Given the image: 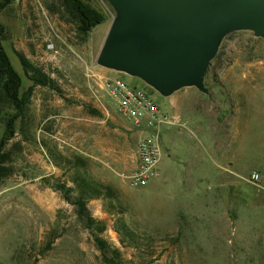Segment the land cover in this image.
<instances>
[{
    "label": "rangeland",
    "instance_id": "rangeland-1",
    "mask_svg": "<svg viewBox=\"0 0 264 264\" xmlns=\"http://www.w3.org/2000/svg\"><path fill=\"white\" fill-rule=\"evenodd\" d=\"M85 1L106 14L87 37L60 0H13L0 8L2 44L21 76L20 91L32 82L15 51L58 87H33L3 148L0 264H264V190L244 179L264 156V40L232 33L208 69L207 94L187 87L163 97L96 64L113 10L105 0ZM108 76L146 87L178 120L162 127L158 175L143 187L126 178L138 133L99 89ZM14 111L0 102V137ZM77 157L81 173L113 189L87 203L104 225L98 235L107 258L94 241L96 226L87 228L54 187L74 186L69 167Z\"/></svg>",
    "mask_w": 264,
    "mask_h": 264
},
{
    "label": "water",
    "instance_id": "water-1",
    "mask_svg": "<svg viewBox=\"0 0 264 264\" xmlns=\"http://www.w3.org/2000/svg\"><path fill=\"white\" fill-rule=\"evenodd\" d=\"M113 13L96 64L136 77L163 97L194 87L234 32L264 40V0H105Z\"/></svg>",
    "mask_w": 264,
    "mask_h": 264
},
{
    "label": "trees",
    "instance_id": "trees-1",
    "mask_svg": "<svg viewBox=\"0 0 264 264\" xmlns=\"http://www.w3.org/2000/svg\"><path fill=\"white\" fill-rule=\"evenodd\" d=\"M13 0H1L0 8L9 4ZM61 5L68 16L74 23L78 33L87 37L88 33L97 25L106 20V14L92 6L85 0H60ZM4 38V28L0 24V102L10 103L15 111L5 120V128L0 137V181L8 175L6 161L8 159L7 152L3 148L7 140L14 136L16 130L14 122L16 119L25 116V110L29 102L32 89L35 85L47 86L57 90L55 81L47 75L40 67L34 65L23 52L15 51V54L20 62L24 74L31 80V85L25 91H20L21 76L17 70L11 65L9 56L5 51L2 40ZM216 58V57H215ZM207 75V74H206ZM92 114H99L96 109H89ZM83 161L80 157L73 162L69 167L71 172V182L74 186H69L63 183H57L54 187L62 193L63 198L75 207L76 214L87 228L92 229L96 226L97 233L94 234V241L102 256L107 258L106 243L98 235L104 230V225L97 221L90 213L87 203L90 199L99 197H109L113 195V189L110 185L89 178L81 173ZM57 166H63L56 162ZM114 264H118L114 261ZM122 264V263H119Z\"/></svg>",
    "mask_w": 264,
    "mask_h": 264
},
{
    "label": "built area",
    "instance_id": "built-area-1",
    "mask_svg": "<svg viewBox=\"0 0 264 264\" xmlns=\"http://www.w3.org/2000/svg\"><path fill=\"white\" fill-rule=\"evenodd\" d=\"M98 86L104 95L113 99L117 114L138 133L134 147L135 165L126 178L131 187H143L158 175L162 127L178 120L158 105L146 87L127 83L118 76L105 77ZM94 96L100 102L101 95L95 92ZM261 162L262 167L252 169L244 179L264 190V156Z\"/></svg>",
    "mask_w": 264,
    "mask_h": 264
},
{
    "label": "crops",
    "instance_id": "crops-1",
    "mask_svg": "<svg viewBox=\"0 0 264 264\" xmlns=\"http://www.w3.org/2000/svg\"><path fill=\"white\" fill-rule=\"evenodd\" d=\"M108 26H109V23H108ZM107 29H108V27H107ZM106 31H107V30H106ZM188 88H191V87H188ZM181 90H184V89H181ZM181 90H180V91H181ZM188 94H195V93H194L193 91H187V94L184 95V96H187ZM199 105H200L199 103H198V104L196 103V105H194V107L197 108ZM199 108H201V106H199ZM218 151H219V150H217V153H218ZM219 152H220V151H219ZM205 174H206V173H204V175H205ZM204 175H203V176H204Z\"/></svg>",
    "mask_w": 264,
    "mask_h": 264
}]
</instances>
